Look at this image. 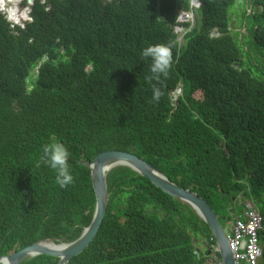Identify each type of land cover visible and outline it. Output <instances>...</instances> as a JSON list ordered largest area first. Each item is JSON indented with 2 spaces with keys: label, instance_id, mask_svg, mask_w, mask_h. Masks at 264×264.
Returning <instances> with one entry per match:
<instances>
[{
  "label": "trees",
  "instance_id": "16d2710c",
  "mask_svg": "<svg viewBox=\"0 0 264 264\" xmlns=\"http://www.w3.org/2000/svg\"><path fill=\"white\" fill-rule=\"evenodd\" d=\"M234 3L192 0L190 27L189 0H0V261L88 226L89 164L115 152L213 209L253 201L264 241V0L241 12V42ZM128 176H112L101 226L68 264H206L194 230L146 213L169 196Z\"/></svg>",
  "mask_w": 264,
  "mask_h": 264
},
{
  "label": "water",
  "instance_id": "95a60500",
  "mask_svg": "<svg viewBox=\"0 0 264 264\" xmlns=\"http://www.w3.org/2000/svg\"><path fill=\"white\" fill-rule=\"evenodd\" d=\"M191 27L194 26V19L191 16ZM184 33L181 34L179 47L182 45ZM35 75L33 79H35ZM55 140V136L51 135ZM62 145V142H59ZM58 152V147L54 148ZM89 166L92 168V184L94 188V210L89 225L84 228L74 239L65 241L62 238L39 239L15 254L5 257L0 264H24L40 255L61 256L58 264L68 262L81 252L93 239L105 217L106 209L110 204L109 181L112 175L120 168L128 170L131 176H139L150 181L156 188L171 196L174 201L189 208L204 223L211 232L215 247L218 250L222 264H237L226 235L219 222V214L214 211L197 196L182 190L171 183L168 177L160 170L143 161L142 159L127 153H110L100 159H94ZM232 211V209L230 210Z\"/></svg>",
  "mask_w": 264,
  "mask_h": 264
},
{
  "label": "clouds",
  "instance_id": "9594fccd",
  "mask_svg": "<svg viewBox=\"0 0 264 264\" xmlns=\"http://www.w3.org/2000/svg\"><path fill=\"white\" fill-rule=\"evenodd\" d=\"M190 1V6H191V10H190V18H191V16L193 17V15H192V0H189ZM244 1V0H243ZM245 2V1H244ZM235 3H236V0H235ZM235 3H234V5H235ZM233 5V6H234ZM247 10H249V9H257L256 7H254L253 5H252V0H249V4L248 5H246V7H245ZM258 9L261 11L262 10V7L261 6H259L258 7ZM194 19V18H193ZM230 19V18H229ZM190 21H191V19H190ZM191 27V26H190ZM193 27V26H192ZM231 30V28H230V26H229V28H228V31H230ZM246 30V29H245ZM184 33V32H183ZM185 34V33H184ZM212 37H217V34H212ZM180 40V39H179ZM245 48V47H244ZM242 49V52L243 53H246L247 51H249V49L248 50H245V49ZM237 67V66H236ZM54 136V135H53ZM55 140H56V137H55ZM55 140H53V142H55V144H58ZM55 147H57V145L55 146ZM54 147V148H55ZM134 156V155H133ZM144 161V160H143ZM146 162V161H145ZM149 164V163H148ZM151 165V164H150ZM154 167V166H153ZM156 168V167H155ZM158 169V168H157ZM119 170H126V169H122V168H120ZM119 170H117L115 173H114V175L119 171ZM159 170V169H158ZM126 171H128V170H126ZM163 173V172H162ZM163 174H165V173H163ZM114 175H112V176H114ZM166 175V174H165ZM167 177H168V179H169V181L171 182V183H173L174 185H176L178 188H180L175 182H173L171 179H170V177L168 176V175H166ZM112 178V177H111ZM111 178H110V180H111ZM128 178L129 179H136V178H142V177H139V176H134V177H132L131 176V173H129V176H128ZM109 189H110V181H109ZM181 189V188H180ZM182 190H184V189H182ZM185 190H187L189 193H191V194H193V195H195V196H197L199 199H201V200H203L205 203H206V201L201 197V196H199L197 193H195V192H191L190 190H188V189H185ZM112 195V192H111V189H110V196ZM123 195V194H122ZM167 196H169V195H167ZM227 196V195H226ZM95 197V196H94ZM167 199L169 200L170 199V201H173L175 204H178V205H180L181 207H185V206H183V205H181V204H179L178 202H176V201H174L173 200V198L171 197V196H169V198L167 197ZM111 201V200H110ZM230 201L231 202H235V200H234V198H230ZM245 203V202H244ZM207 204V203H206ZM255 204V203H254ZM208 205V204H207ZM256 205V204H255ZM209 206V205H208ZM210 207V206H209ZM151 207H149L148 209H150ZM187 208V207H186ZM211 208V207H210ZM213 211H214V213L215 214H218L219 213V210H216V209H213V208H211ZM232 209V211H230ZM186 210H189L190 212H191V210L189 209V208H187ZM217 211V212H216ZM221 212V211H220ZM147 214H152V213H150V212H146ZM191 214L196 218V222L198 221L199 222V219H198V217L196 216V215H194L192 212H191ZM241 214V212H239V214H237L236 213V206H234V205H232V206H230L228 209H227V213H225V214H222V213H220L219 215H220V218L222 219V218H224L223 220H220L219 219V222H220V224H221V227H222V229H223V231H224V233H225V235H226V238H227V242H228V244L230 245V247H231V250H232V252H233V255H234V257H235V259H236V262H237V264H239V262H241L242 264H248V263H246V261H245V258H243V257H241L243 254H244V252L243 251H241V250H239L238 251V255L239 256H236V250H235V248H234V246L231 244V240H232V232H231V227H232V216H234V215H236V216H238V215H240ZM158 217V216H157ZM159 218V217H158ZM162 218H159V220H161ZM180 221H181V225L183 224V218H180ZM184 221H186V220H184ZM222 222H230V232H229V235L226 233V231H225V229H224V227H223V225H222ZM199 224L200 225H197V223H196V227L194 228V229H192V230H194V237L192 238V245L196 248V249H198L199 251H202V252H204V256H205V262H206V264H222L221 262H220V258H219V253H218V250H217V248L215 247V244H214V239H213V243H210V241L208 240V238H207V236L206 237H204L203 235H206L207 234V232H210L209 231V229L207 228V226L204 224V223H202L201 221L199 222ZM87 227V226H86ZM86 227H83V228H81L80 230H78V231H76V233H75V237H77V235L80 233V231H82L84 228H86ZM191 229L188 231L190 234H191ZM70 234L71 233H68V234H66V235H68L66 238H65V241L67 242V241H69V240H71V239H74V238H68L69 236H70ZM210 234H211V232H210ZM65 235V236H66ZM212 235V234H211ZM196 236H199V238H196ZM62 237H64V236H62ZM62 237H50V238H62ZM212 238H213V236H212ZM194 240V241H193ZM257 241H258V243L260 244V246H261V250H262V253L258 256V259H257V261L254 263V264H263V261H264V244L258 239V232H257ZM41 256V255H40ZM57 256V255H56ZM38 257V256H37ZM61 257V256H60ZM36 258V257H35ZM34 259V258H33ZM32 259V260H33ZM61 259H62V257H61ZM31 261V260H30ZM61 261V260H60ZM59 261V262H60ZM29 262V261H28ZM27 262V263H28ZM58 262V263H59ZM70 262V261H69ZM68 262V263H69ZM57 263V264H58ZM25 264V263H24Z\"/></svg>",
  "mask_w": 264,
  "mask_h": 264
},
{
  "label": "built area",
  "instance_id": "2783aa9c",
  "mask_svg": "<svg viewBox=\"0 0 264 264\" xmlns=\"http://www.w3.org/2000/svg\"><path fill=\"white\" fill-rule=\"evenodd\" d=\"M241 214L232 216V240L231 244L236 250H241L246 263L254 264L262 253L261 246L257 241V232L261 227L262 218L253 201L243 203Z\"/></svg>",
  "mask_w": 264,
  "mask_h": 264
},
{
  "label": "flooded vegetation",
  "instance_id": "af4514ba",
  "mask_svg": "<svg viewBox=\"0 0 264 264\" xmlns=\"http://www.w3.org/2000/svg\"><path fill=\"white\" fill-rule=\"evenodd\" d=\"M186 209V207H181L180 205L175 204L173 201L169 202L165 196H162L159 207H151L147 210V212H150L162 219L169 218L170 222L175 223L177 228L183 227L189 231L190 229H194L196 227V223L197 225L200 224L198 221L196 222V218L191 214V212ZM188 217H190L189 221H184L188 219ZM180 218H183L184 226L181 225Z\"/></svg>",
  "mask_w": 264,
  "mask_h": 264
},
{
  "label": "rangeland",
  "instance_id": "374dc122",
  "mask_svg": "<svg viewBox=\"0 0 264 264\" xmlns=\"http://www.w3.org/2000/svg\"><path fill=\"white\" fill-rule=\"evenodd\" d=\"M244 1L243 0H236L235 5L232 6V8L229 11V18H230V21H231L230 22V28H231L230 33L233 36H236L238 38V41H240V42L244 38V35H245V31L246 30H245V28H237V29H234V27H236L237 25H239V23H240V17H241V12H242V17H243V15H244L243 12H245V9H246L245 7H246V5L249 4V0H244ZM256 10L257 9H249V10L246 11V15L247 16H251V15H253L256 12ZM244 49L245 50H248L246 47ZM253 64H255V62H253ZM54 146H56L55 142H54ZM228 204H230L231 206L234 205L236 207L240 205V204H238V202L234 204L230 200H229V203ZM228 208H226L224 212L223 211L220 212V210H219V213L218 214H220V213H222V214L227 213V209ZM238 212H239V210L236 209V213L237 214H239ZM222 225H223L226 233L229 235V232H230V222H222ZM196 238H199V236H196ZM261 242L264 244V241L261 240ZM239 264H242V263L239 262Z\"/></svg>",
  "mask_w": 264,
  "mask_h": 264
}]
</instances>
